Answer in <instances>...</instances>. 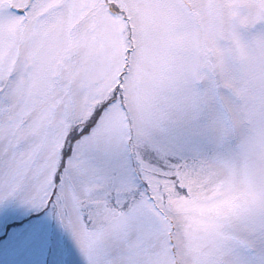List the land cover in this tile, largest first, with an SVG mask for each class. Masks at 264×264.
<instances>
[{
	"label": "snow or ice",
	"instance_id": "6c2138e0",
	"mask_svg": "<svg viewBox=\"0 0 264 264\" xmlns=\"http://www.w3.org/2000/svg\"><path fill=\"white\" fill-rule=\"evenodd\" d=\"M0 264H264V0H0Z\"/></svg>",
	"mask_w": 264,
	"mask_h": 264
}]
</instances>
